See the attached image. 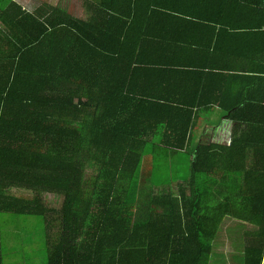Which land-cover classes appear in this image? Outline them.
Wrapping results in <instances>:
<instances>
[{"label":"trees","instance_id":"16d2710c","mask_svg":"<svg viewBox=\"0 0 264 264\" xmlns=\"http://www.w3.org/2000/svg\"><path fill=\"white\" fill-rule=\"evenodd\" d=\"M211 1L81 0L78 17L0 0V264L16 252L3 215L38 220L28 230L45 231L46 264H212L226 217L253 227L243 264H264V98L219 104L231 142L186 152L197 110H213L182 100L219 66L189 61L219 49L192 37ZM242 1L217 13L240 16ZM255 13L239 34L264 35V5ZM256 56L262 84L263 46ZM157 150L187 155L183 187L152 181Z\"/></svg>","mask_w":264,"mask_h":264},{"label":"crops","instance_id":"0c3cea01","mask_svg":"<svg viewBox=\"0 0 264 264\" xmlns=\"http://www.w3.org/2000/svg\"><path fill=\"white\" fill-rule=\"evenodd\" d=\"M241 3L243 5L240 8L237 6L234 8L240 16L234 14L224 16L222 13H217L223 5L220 6V0H212L206 4L202 3L198 7L203 14H198L200 20H194V24L199 27V30L192 37H197L198 40L205 43H213V46L218 43L219 49L211 52L205 51L206 53H201V55H192L189 61L202 65V68H206L208 64L219 66H216V69L206 71L210 74V87L205 89L189 88L188 93L182 99L187 105L197 101V104L201 107L213 108L212 111L197 110L196 126L190 137L192 142L187 146L186 152H189V149L193 151L198 147H210L217 144L227 145L231 142L233 131L237 125H234L232 119L228 118V114L220 109L219 104L229 106L238 101L244 100L246 102V99L250 100L252 96H256L257 99L264 98V83L256 84L250 78L251 75L256 74L251 69H257L254 58L256 56V46L264 47V35L257 34V31H255L256 34L249 32L239 34L246 30L235 29L237 26L254 25L258 20H261V17L255 11L256 9H263L264 0H243ZM210 12L212 13L206 14ZM244 12H252L253 14L251 17L248 15V18H244ZM230 13H234L232 7H230ZM220 30L221 35H218L216 40L217 35H215V32L218 33ZM261 30H264V28ZM236 31L239 32L236 33ZM262 68H264V61H261L259 66V69ZM256 72H259V70H256ZM238 79L244 80L246 84ZM257 92H259L258 95Z\"/></svg>","mask_w":264,"mask_h":264},{"label":"rangeland","instance_id":"374dc122","mask_svg":"<svg viewBox=\"0 0 264 264\" xmlns=\"http://www.w3.org/2000/svg\"><path fill=\"white\" fill-rule=\"evenodd\" d=\"M21 8L27 11H35L39 7L48 4L49 6L66 9L75 16H85L80 6L81 0H13ZM147 152H154L152 148H148ZM150 170L155 175L152 181L158 187H169L175 191V180L180 183L184 182L188 170L187 155H172L169 160L162 152L157 150ZM162 153V154H161ZM154 166V167H153ZM168 185V186H163ZM185 183L182 184V187ZM45 200L47 205L58 207L61 199L54 195H46ZM38 224L35 217H13L3 215L1 218V229L3 236L4 247L14 248L17 252L6 257V262L9 264H46L47 250L43 239H45L44 230H28L32 229L33 225ZM27 230V231H26ZM253 230L252 225L238 221L231 217H226L222 228L218 234L215 243V250L212 259V264H243V249L246 243V232ZM26 231V232H21ZM32 260V262H31Z\"/></svg>","mask_w":264,"mask_h":264}]
</instances>
